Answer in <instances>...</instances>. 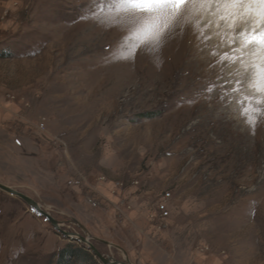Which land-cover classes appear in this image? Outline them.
I'll return each instance as SVG.
<instances>
[{
    "label": "rangeland",
    "instance_id": "rangeland-1",
    "mask_svg": "<svg viewBox=\"0 0 264 264\" xmlns=\"http://www.w3.org/2000/svg\"><path fill=\"white\" fill-rule=\"evenodd\" d=\"M199 7L132 58L158 18L133 25L114 0H0V183L117 262L264 264V118L252 127L241 97L205 90L225 49ZM39 214L0 190V264H55L70 244L91 253L77 264H102Z\"/></svg>",
    "mask_w": 264,
    "mask_h": 264
},
{
    "label": "snow or ice",
    "instance_id": "snow-or-ice-1",
    "mask_svg": "<svg viewBox=\"0 0 264 264\" xmlns=\"http://www.w3.org/2000/svg\"><path fill=\"white\" fill-rule=\"evenodd\" d=\"M122 6L129 21L135 25L144 17H155L159 25L152 28L153 35L137 46L132 58L143 48L151 45L150 51L162 48L174 34L175 29L185 23L189 5H199L197 19L204 17L202 26L211 32L213 28L220 37L217 48L225 49L219 55L210 51L215 60L210 68L220 67L216 82L206 86L212 93L219 88L221 99L229 95L241 97L239 104L245 122L255 127L259 118H264V0H114ZM204 44L212 40L205 32ZM128 59L129 57H124ZM226 66V74H225ZM247 105H254L253 115L248 116ZM19 143V141H17Z\"/></svg>",
    "mask_w": 264,
    "mask_h": 264
},
{
    "label": "water",
    "instance_id": "water-1",
    "mask_svg": "<svg viewBox=\"0 0 264 264\" xmlns=\"http://www.w3.org/2000/svg\"><path fill=\"white\" fill-rule=\"evenodd\" d=\"M0 190L7 192L8 194L12 195V196H16L20 199H22L23 201H25L27 203V205H29L30 208L34 209L35 211L39 212L41 215H43L48 221L49 223L58 231L60 232L63 236L70 238V239H74L78 242H81L83 244H86L87 247L89 248V250L99 258V260L101 261L102 264H131L129 263H125V262H117L115 261L113 258L110 257H104L102 254H100L97 249L95 248V246L90 242V238L91 236H89L86 232L84 227L79 224L77 221H75V224H77L84 232L83 234H78L75 232H69L66 231L62 228V222L57 221L56 219L52 218L51 216L47 215V214H43L42 210H40L39 205L33 201L31 198H29L28 196L14 190L11 187H8L6 185H3L0 183ZM120 249V248H119ZM121 252L125 255V252L120 249ZM127 260V259H126Z\"/></svg>",
    "mask_w": 264,
    "mask_h": 264
},
{
    "label": "trees",
    "instance_id": "trees-1",
    "mask_svg": "<svg viewBox=\"0 0 264 264\" xmlns=\"http://www.w3.org/2000/svg\"><path fill=\"white\" fill-rule=\"evenodd\" d=\"M34 210V209H32ZM35 211V210H34ZM37 212V211H36ZM40 215V214H39ZM48 221L47 219H45ZM76 243V242H74ZM79 243V242H78ZM83 248L75 247L74 245L70 244L59 250L56 256L55 264H77V260L87 257V259H91V253L89 251L83 252ZM87 252L90 254H87ZM92 261V260H91Z\"/></svg>",
    "mask_w": 264,
    "mask_h": 264
},
{
    "label": "built area",
    "instance_id": "built-area-1",
    "mask_svg": "<svg viewBox=\"0 0 264 264\" xmlns=\"http://www.w3.org/2000/svg\"><path fill=\"white\" fill-rule=\"evenodd\" d=\"M172 198L171 192L169 190L162 191L155 203V211L160 219H166L169 216L168 205Z\"/></svg>",
    "mask_w": 264,
    "mask_h": 264
},
{
    "label": "bare ground",
    "instance_id": "bare-ground-1",
    "mask_svg": "<svg viewBox=\"0 0 264 264\" xmlns=\"http://www.w3.org/2000/svg\"><path fill=\"white\" fill-rule=\"evenodd\" d=\"M196 40H197V39H196ZM210 46H211V45H210ZM208 49H209V48H208ZM195 53H196V52H195ZM197 57H198V56H197ZM197 57H196V58H197ZM208 58H209V57H208ZM192 61H193V60H192Z\"/></svg>",
    "mask_w": 264,
    "mask_h": 264
}]
</instances>
